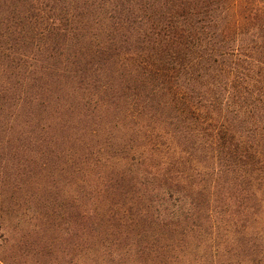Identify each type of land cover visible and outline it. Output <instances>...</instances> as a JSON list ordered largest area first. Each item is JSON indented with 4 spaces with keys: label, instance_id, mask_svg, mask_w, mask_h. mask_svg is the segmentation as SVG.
Returning <instances> with one entry per match:
<instances>
[{
    "label": "trees",
    "instance_id": "1",
    "mask_svg": "<svg viewBox=\"0 0 264 264\" xmlns=\"http://www.w3.org/2000/svg\"><path fill=\"white\" fill-rule=\"evenodd\" d=\"M23 256L264 264V0H0V264Z\"/></svg>",
    "mask_w": 264,
    "mask_h": 264
},
{
    "label": "rangeland",
    "instance_id": "2",
    "mask_svg": "<svg viewBox=\"0 0 264 264\" xmlns=\"http://www.w3.org/2000/svg\"><path fill=\"white\" fill-rule=\"evenodd\" d=\"M10 172H12V171H10ZM58 177H59V182H58L57 186L59 188H61V190H62V188H65V190H68V191H71L73 189V186H68L67 185V183H71V182L69 181V179H65L66 176L62 177V175L60 174V175H58ZM34 181H37V182H33L32 181V185H35L37 183H41V184L43 183V180H41V179H38V180L35 179ZM72 192L74 193L75 191L73 190ZM62 200H63V198H62ZM32 202H33V198L28 200V203L31 204V205H32ZM228 262L225 261L224 263L226 264ZM21 263L22 264H30V258H27L26 256H23V260L21 261Z\"/></svg>",
    "mask_w": 264,
    "mask_h": 264
}]
</instances>
